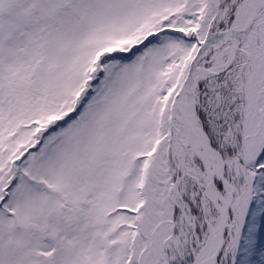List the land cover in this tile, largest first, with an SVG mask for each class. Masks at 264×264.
Returning a JSON list of instances; mask_svg holds the SVG:
<instances>
[{
	"label": "snow or ice",
	"instance_id": "1",
	"mask_svg": "<svg viewBox=\"0 0 264 264\" xmlns=\"http://www.w3.org/2000/svg\"><path fill=\"white\" fill-rule=\"evenodd\" d=\"M0 264H264V0H0Z\"/></svg>",
	"mask_w": 264,
	"mask_h": 264
}]
</instances>
